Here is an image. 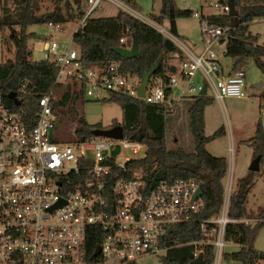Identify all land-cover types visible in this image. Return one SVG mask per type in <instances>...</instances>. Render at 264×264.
Instances as JSON below:
<instances>
[{
	"label": "built area",
	"instance_id": "1",
	"mask_svg": "<svg viewBox=\"0 0 264 264\" xmlns=\"http://www.w3.org/2000/svg\"><path fill=\"white\" fill-rule=\"evenodd\" d=\"M99 0H80L81 14L74 28L83 24ZM121 10L152 26L171 39L179 55L178 66L148 76L141 95L137 72L120 68L118 60L82 64L77 48H60L53 38L44 42L42 59L56 65V83H75L80 94L96 99L98 90L119 93L144 104L165 109L172 100L194 96L205 84V95L217 101L244 96L243 68L223 70L212 45L223 38L227 25L208 23V14H228L227 0H199L213 11L193 10L199 17L201 46L193 52L157 22L134 12L120 0H110ZM52 31L60 22H46ZM129 47L131 38H118ZM176 88L177 95L172 96ZM51 89L37 98L32 117L0 93V264H125L141 255L164 252L167 229L189 220L203 206L191 176L171 181H148L142 164L146 143L121 134L80 138L57 133ZM102 98V97H101ZM100 98V99H101ZM125 150H127L125 152ZM231 193L229 177L222 184L218 209L199 220V237L190 241L191 256L212 249L214 264L222 253L224 227L229 221L247 220L227 215ZM97 242L84 247L86 237ZM95 245L98 251L90 257ZM264 264V258L259 259Z\"/></svg>",
	"mask_w": 264,
	"mask_h": 264
},
{
	"label": "trees",
	"instance_id": "2",
	"mask_svg": "<svg viewBox=\"0 0 264 264\" xmlns=\"http://www.w3.org/2000/svg\"><path fill=\"white\" fill-rule=\"evenodd\" d=\"M79 1L72 0L75 4L74 13L66 12L68 17L80 16ZM132 5L134 0H123ZM14 9L8 8L3 0H0V29L9 28L8 37L13 46L11 58L0 60V93L3 101L9 106H15L6 96L7 91L14 90L19 100L18 106L24 110L27 117H32L37 109V98L43 93L49 92L60 86L56 83V65L48 59H32L30 48L26 44L27 37L31 34L26 31V25L47 21L63 22L65 17L60 6L55 3L49 11L37 13V0H11ZM66 7L69 2L65 1ZM236 15L208 14L204 18L208 23L227 25L224 34L223 54L229 57V69L243 68L247 59L251 56L257 58L264 54V47L256 44L257 34L248 31L247 23L254 18H264V0H233ZM169 10L173 17L189 15L191 10L178 8L174 0H160L159 11L152 14L153 21L161 24L168 20ZM237 24L231 26L233 19ZM13 25H18L15 31ZM127 34L130 38L134 34L137 42V54L129 58H123L113 47L123 43L118 38ZM72 41L76 44L79 57L84 63L105 64L111 60H118L120 68L132 72L139 69L146 70L154 62H157L156 73H163L169 68L167 63V51H162L164 36L152 26L141 21L137 17L118 9L112 15L88 16L83 24H80L71 34ZM174 49L176 47L174 46ZM69 84L60 93L59 97L50 100L52 108L66 103H72L79 90H69ZM116 102L121 109V120L112 121L119 123L122 133L131 139H137L146 143V151L143 157L135 160L142 164L148 181L159 179L171 181L178 177L191 176L197 180L201 189L202 208L189 220L170 226L164 234L168 247L159 256V264H191L192 245L190 241L199 237V220L208 217L215 212L222 194L221 178L226 170V162L223 156L209 153L204 144L216 134L222 131L216 128L211 134H204L203 108L211 99L205 94L190 96L185 113L187 116V128L191 136L192 150L186 151L179 146L168 148L165 142L166 117L165 109L155 104H144L119 93L109 92L103 98ZM75 119L74 134L80 138L94 136L91 129L102 127L98 123H88L81 114L76 115L72 109H68ZM56 115L55 122L57 123ZM251 147L253 156L259 154V160L264 157V131L260 120H256L253 134L246 139ZM254 171L247 170L240 177L236 188L230 193L227 205V215L230 217L243 216L246 193L252 181ZM261 212H264V207ZM257 224L249 226L243 221H229L224 227V238L237 244V248L224 252L225 257L235 259L240 264H256L264 258V252L252 247V239ZM93 235L86 237L84 247L89 249L97 242ZM212 249L206 246L201 253L199 264H211ZM129 264H135L134 261Z\"/></svg>",
	"mask_w": 264,
	"mask_h": 264
},
{
	"label": "rangeland",
	"instance_id": "3",
	"mask_svg": "<svg viewBox=\"0 0 264 264\" xmlns=\"http://www.w3.org/2000/svg\"><path fill=\"white\" fill-rule=\"evenodd\" d=\"M65 1L69 2L68 7H66ZM120 1L124 2L123 0ZM3 2L8 8H15L11 0H3ZM55 3L60 6V10L65 17V20L59 23L60 29L58 31H52L51 27L45 22L30 23L25 27L26 31L31 33L27 37L26 44L30 48V57L32 59L38 60L42 58L44 42L49 38L56 40L60 48L66 46L77 48L71 39V34L79 16L68 17L67 15L68 12L74 13L75 4H73L72 0H37L36 12L49 11ZM174 3L178 8H187L191 11L196 10L202 13L214 10L205 4L200 6L199 0H174ZM127 5L137 14L151 20L152 14H157L159 11L160 0H134V4ZM118 9H121V7L110 0H99L89 13V16L112 15ZM174 22L177 39L193 52H196L201 46V23L199 17L190 14L175 16ZM161 26L168 27L167 19L161 23ZM247 26L248 31L257 34L255 43L264 47V18H254L247 23ZM13 28L15 31L18 30V25H13ZM9 31L6 26L0 29V60L11 58L13 55V46L8 37ZM212 48L217 53L218 61L223 70L229 68V57L223 54L224 42L215 43ZM167 52L165 61L178 66L179 55L177 51L173 49ZM257 59L263 63L262 66L258 65L254 56L249 57L243 66L244 96H225L220 102L211 97L203 108L204 134H211L216 128H222V131L209 139L204 146L209 153L224 157L226 170L221 182L223 184L226 178L229 177L231 192L236 188L239 178L247 172L248 164L253 158L251 147L247 144L246 139L253 134L256 120L259 119L261 125L264 126V54ZM257 80L263 81L258 88L253 86V82ZM67 84L70 86V91L71 89L78 90L75 83ZM65 85L64 83L60 84L53 90L54 97H59L60 93L65 89ZM176 95V88L173 87V98ZM98 96L102 98L96 99L91 96H82L78 92L72 103H66L55 109L58 116L57 133L61 138H70V131L75 126V119L72 118L69 108L76 115L81 114L88 123H98L102 127L107 126L112 121L121 120L120 106L116 102L103 99L108 96V92L100 89L98 90ZM189 99V97H182L165 105V142L168 148L179 146L186 151L192 150L191 136L187 128V116L185 113ZM263 207L264 157L259 160L258 169L253 173L251 184L246 193L243 211V217L247 220L249 226L257 224L252 239V247L264 252V212H261ZM236 248V243L226 241L222 246V253L219 254L216 264H240L239 261L223 255L224 252H229ZM161 254L162 252L144 254L136 258L134 263L159 264V256ZM211 264H214V260H212ZM256 264H261L260 260Z\"/></svg>",
	"mask_w": 264,
	"mask_h": 264
},
{
	"label": "water",
	"instance_id": "4",
	"mask_svg": "<svg viewBox=\"0 0 264 264\" xmlns=\"http://www.w3.org/2000/svg\"><path fill=\"white\" fill-rule=\"evenodd\" d=\"M227 5H228V15L230 16H235L236 15V10L233 5V0H227ZM237 24V19H233L231 22V26H235ZM168 29L171 32V34L176 35V27H175V22H174V17L173 13L171 10H169L168 13ZM223 38H219V41L221 42ZM163 47L162 51H171L174 49V45L171 41L170 38L164 37L163 39ZM113 51H115L117 54H119L123 58H129L132 56H135L137 54V42H136V37L134 34L131 35V41L129 47H124V46H116L113 47ZM255 60L257 61L259 66H262L263 63L259 62L256 56H254ZM157 67V62H154L148 69L146 70H141L139 69L137 71V74L140 77V82L137 87V93L139 95L142 94L144 85L146 83V80L148 76L152 73L155 72V69ZM169 70H173V65H169ZM263 83L262 80H257L253 82V86L258 88L260 85ZM205 90V84L201 85V88L199 89V93L203 94ZM6 96L11 99L13 104H18L19 100L16 96V93L14 90H9L6 93ZM92 134L94 135H104V136H109V137H120L122 134V127L119 123L112 124L110 126H104V127H93L91 129ZM258 162H259V154H255L253 158L251 159L250 163L248 164V169L255 171L258 169ZM201 194V189L200 187H197L193 193V197H196ZM98 251V245H95L93 251L90 254V257H92L96 252ZM201 262V254H197L194 258L191 259V264H199Z\"/></svg>",
	"mask_w": 264,
	"mask_h": 264
},
{
	"label": "crops",
	"instance_id": "5",
	"mask_svg": "<svg viewBox=\"0 0 264 264\" xmlns=\"http://www.w3.org/2000/svg\"><path fill=\"white\" fill-rule=\"evenodd\" d=\"M167 22H168V20H167ZM163 23V22H162ZM198 50V49H197ZM173 65V64H172ZM264 126H262V128H263ZM264 131V130H263Z\"/></svg>",
	"mask_w": 264,
	"mask_h": 264
},
{
	"label": "bare ground",
	"instance_id": "6",
	"mask_svg": "<svg viewBox=\"0 0 264 264\" xmlns=\"http://www.w3.org/2000/svg\"><path fill=\"white\" fill-rule=\"evenodd\" d=\"M202 196V195H201Z\"/></svg>",
	"mask_w": 264,
	"mask_h": 264
},
{
	"label": "flooded vegetation",
	"instance_id": "7",
	"mask_svg": "<svg viewBox=\"0 0 264 264\" xmlns=\"http://www.w3.org/2000/svg\"><path fill=\"white\" fill-rule=\"evenodd\" d=\"M115 124V123H114Z\"/></svg>",
	"mask_w": 264,
	"mask_h": 264
}]
</instances>
